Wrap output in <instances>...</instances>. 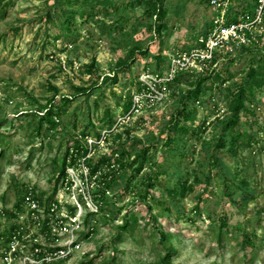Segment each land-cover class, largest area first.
<instances>
[{"label":"rangeland","instance_id":"1","mask_svg":"<svg viewBox=\"0 0 264 264\" xmlns=\"http://www.w3.org/2000/svg\"><path fill=\"white\" fill-rule=\"evenodd\" d=\"M147 8V0H80L68 12V32L45 18V0H0V236L12 226L19 196L32 187L51 199L64 155L76 158L70 152L79 135L86 132L94 144L100 133L105 138L86 161L97 166L101 155L118 150V162L99 165L112 175L109 201L88 218L80 248L62 264H264V38L258 53L233 60L230 82L208 79L195 101L197 78L184 79L160 106L108 128L103 120L118 118L136 74L155 68L160 53L191 45L211 15L203 0H163L157 34ZM249 70L257 82L248 109L225 130ZM180 99L194 111L179 121L191 131L167 144ZM228 132L245 136L235 152L216 146ZM228 187L235 202L224 194Z\"/></svg>","mask_w":264,"mask_h":264},{"label":"built area","instance_id":"2","mask_svg":"<svg viewBox=\"0 0 264 264\" xmlns=\"http://www.w3.org/2000/svg\"><path fill=\"white\" fill-rule=\"evenodd\" d=\"M204 4L211 10L206 32L198 33L188 47L167 52L166 62L159 69L146 67L139 72L130 93L131 106L127 112L120 106L116 123L130 122L163 104L179 76L214 74L239 48L256 46L264 38V0H249L245 5L237 0H204ZM78 138L86 155L67 158L51 199H43L32 187L24 191L8 234L0 236V264L64 262L80 248L86 222L100 212L102 204L99 188L103 187V172L99 169L95 172L99 175L93 174L86 156L105 136L93 140L94 144L89 135ZM72 150L70 153L76 156L77 149ZM60 191L68 195V200Z\"/></svg>","mask_w":264,"mask_h":264},{"label":"trees","instance_id":"3","mask_svg":"<svg viewBox=\"0 0 264 264\" xmlns=\"http://www.w3.org/2000/svg\"><path fill=\"white\" fill-rule=\"evenodd\" d=\"M80 0H45V4H46V9L44 12V16L47 20L54 22L55 26H57L58 28L68 31L70 32L71 30V20H70V16L68 17V12L72 11V8L74 7V5L78 4ZM141 1V0H139ZM204 3V0H203ZM147 4H148V8H147V16L148 18L151 20L150 24H149V30H153L155 33L160 34V31L162 29V24H163V19H164V10H163V0H147ZM205 5V4H204ZM206 6V5H205ZM207 7V6H206ZM208 8V7H207ZM5 9H3L2 13L4 14ZM55 20H57L59 22V26L57 25V23H55ZM209 22L205 23V27L203 29L202 32L200 33H205L207 30ZM257 46V45H256ZM256 46L253 47H241L239 48L235 55H233L232 57H230L227 61H225V63L223 64L222 69H220L218 72L214 73V74H203V75H198V76H189V75H181L179 76V78L176 79L175 83L173 85H175L176 83L181 82L184 79H190V78H197V84H196V88L192 89L193 91H191V94H195L196 98L195 101H197L198 99V93H199V89L201 84L205 83L208 79L215 77V78H220V85L224 84L225 82H230L233 77L235 76L236 72H233L232 69L230 68L233 65V60H235L237 57H241L244 53L247 52H253L254 54H256V52L258 53L260 51V49ZM146 51H143L142 53H145ZM242 54V55H241ZM241 55V56H240ZM158 58V62L155 64V70L159 69L161 65H163L166 62V56L162 55L161 53L159 54ZM125 68L128 67V65L123 66ZM122 67V68H123ZM139 74V72L136 74V76ZM232 78V79H231ZM113 80L114 79L113 77ZM256 79H255V73L253 70H249V72L246 75V78L243 79V81L240 82V84L236 87L235 89V96H234V105L231 106V116L228 119V121L225 124L224 129H230V128H234L236 125L239 124L240 118H239V113L240 110H246L248 109V107L246 106L245 102H246V98H250V88L252 87V85L254 83H256ZM134 84V81H132V85ZM232 84V83H229ZM172 85V86H173ZM233 85H228L227 89L230 90V87ZM77 92L84 93V89L82 88H77L76 89ZM130 93H131V89H127L125 90V98H123L122 96L120 97L122 100V108H123V112H127L131 106V101H130ZM189 98V97H188ZM187 101H184L183 99L179 100V105H178V115L174 118L173 123H172V128L171 131L169 132L168 136L166 137V141L165 143L169 144L171 142H175V143H180L182 142L183 138L181 136H186L188 134V132L191 131V128H189L187 125L183 124H179L180 120H189V119H193L194 118V111L190 110L188 108V106L186 105ZM50 112L52 113V110H50L47 114V116L50 114ZM108 114V113H107ZM45 118V117H44ZM113 118V113L110 114V117L103 120V122L105 123V126L108 128H111L113 126V124L115 123V119ZM53 124H55L54 121H51ZM88 135L86 132L83 133V136ZM253 136V134H248L246 137H248L249 139H251ZM94 137L99 138L100 137V133H96V135H94ZM245 136H243V133H235L233 135H231L229 132L228 133H223V136L221 138V140L219 141V143L216 144L217 147H228L230 150H232L233 152H235V149L239 146L240 142H243ZM79 141H81V143H79V141H77V146H75V148L77 149L76 151V158L79 156H82L84 154H86V149L83 145L82 140H80L79 138L77 139ZM183 144L178 147V148H182ZM118 150L114 149L111 151V153L109 152V155L107 153H105L104 155H101L98 160H97V166H91V172L95 173L97 170L100 169V166L102 164H105V162L108 163V165L112 162V161H108L112 158L113 161H116V159L114 158V154L117 152ZM148 151L147 148H144L142 151V154L145 155L146 152ZM67 152V151H66ZM119 156L122 157V154L124 152L119 151ZM67 154L66 153L64 155L63 161L59 167L58 170V174L56 176V178L53 180V190H56L58 182L60 180V178L63 176L64 172H65V167L67 164ZM120 158V157H118ZM212 162L215 163V165L218 167H220L222 165L220 159H217L215 157H212ZM208 162V161H207ZM100 165V166H99ZM119 165H122V162H120ZM205 167L207 166L206 164L204 165ZM98 168V169H97ZM177 173V172H176ZM221 174H223V176H226L228 178V176L226 175V173L221 172ZM228 174V173H227ZM110 174H106V173H102L101 174V184L104 188L100 187L99 188V198L102 202L101 207H100V211L102 212L104 210L105 204L106 202H108V195L106 194V188L108 185V181L111 180L112 175L108 178L107 176H109ZM176 178H180V174L177 173ZM234 175L232 174L231 176V182H233L234 179ZM209 175L207 177V180L209 181ZM177 180V181H178ZM182 186H184V183H181ZM106 185V188H105ZM231 186V185H230ZM244 190V191H243ZM241 192L242 196H243V203H245L246 200V195L249 193V188L248 187H244ZM206 189L203 190V196L205 194ZM225 195H227L228 197L231 198V200L233 202H235V199L233 198L232 194H233V190L232 187H228V189L225 191L224 193ZM22 198H23V193L22 195L19 196L18 200L16 201V203L14 204V208L13 211L9 212V215L12 217L14 216L15 212L14 210H20V204L22 202ZM104 206V207H103ZM95 216V215H94ZM87 220V219H86ZM223 224H226L223 221ZM63 261L61 262H55L52 264H62Z\"/></svg>","mask_w":264,"mask_h":264}]
</instances>
